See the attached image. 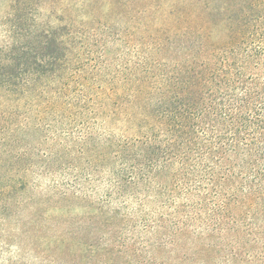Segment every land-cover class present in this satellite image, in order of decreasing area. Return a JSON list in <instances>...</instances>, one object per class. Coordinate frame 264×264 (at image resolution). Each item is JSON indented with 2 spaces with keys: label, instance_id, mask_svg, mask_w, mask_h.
Instances as JSON below:
<instances>
[{
  "label": "trees",
  "instance_id": "1",
  "mask_svg": "<svg viewBox=\"0 0 264 264\" xmlns=\"http://www.w3.org/2000/svg\"><path fill=\"white\" fill-rule=\"evenodd\" d=\"M81 1L55 27L46 0H0V149L36 108L80 155L33 156L53 198L100 179V237L63 262L264 264V0Z\"/></svg>",
  "mask_w": 264,
  "mask_h": 264
},
{
  "label": "rangeland",
  "instance_id": "2",
  "mask_svg": "<svg viewBox=\"0 0 264 264\" xmlns=\"http://www.w3.org/2000/svg\"><path fill=\"white\" fill-rule=\"evenodd\" d=\"M51 1L46 0L43 14L44 20H50L55 27L61 26L60 19L70 14L77 18L83 16L81 0L78 2L61 0L59 4ZM105 12L110 10L106 8ZM77 27L84 29L80 21ZM25 109L22 108L24 111ZM39 117L38 110L33 108L28 124L21 122L24 131L17 130L15 135L18 136L12 138L11 146L0 149V183L9 186L5 192L0 189V264H73L63 262L65 249L69 247L72 253L80 249L78 255L87 254L89 251L87 243H95L100 237L92 235L89 239V235L83 232L90 225L95 226L94 221L99 215L97 203L92 199L95 196L92 191L101 185L96 174H92V180L80 177L81 186L77 188L79 193L59 200L53 198L57 193L53 185L55 176L49 174L44 166L32 164L33 156L37 155L38 149L58 154V165L61 161L71 160L79 155L77 149L70 151L65 149L64 154L61 144L52 140L54 130H60L61 126L57 125L55 128L44 126L39 123ZM100 122V120L96 122L98 130L101 128ZM23 133H26L27 138L21 137ZM29 135H36V138L32 140ZM96 146L97 142L92 147L95 154L98 153ZM25 154L27 156H23ZM38 158H35L34 162H37ZM87 167L86 161L81 162L77 173L81 174ZM23 185H26L25 189L20 190ZM47 220L51 224L52 233L37 228L41 222ZM34 234H40V238H34ZM68 234L74 237L81 234L82 243H76L75 240L67 241L68 237L65 236ZM30 237L32 239L28 241ZM169 251L170 249L167 250V255L170 254ZM92 255L98 262L99 252L96 248L92 249ZM129 255L131 256L120 255L125 264H133L134 254Z\"/></svg>",
  "mask_w": 264,
  "mask_h": 264
}]
</instances>
